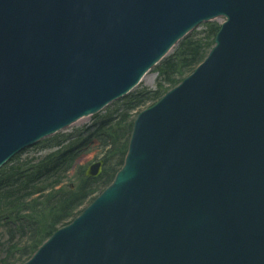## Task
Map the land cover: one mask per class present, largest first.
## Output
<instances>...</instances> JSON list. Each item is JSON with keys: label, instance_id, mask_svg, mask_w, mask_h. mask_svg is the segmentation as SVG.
Segmentation results:
<instances>
[{"label": "water", "instance_id": "1", "mask_svg": "<svg viewBox=\"0 0 264 264\" xmlns=\"http://www.w3.org/2000/svg\"><path fill=\"white\" fill-rule=\"evenodd\" d=\"M220 17L204 62L136 116L112 184L25 264H264V0H0V169Z\"/></svg>", "mask_w": 264, "mask_h": 264}, {"label": "trees", "instance_id": "2", "mask_svg": "<svg viewBox=\"0 0 264 264\" xmlns=\"http://www.w3.org/2000/svg\"><path fill=\"white\" fill-rule=\"evenodd\" d=\"M217 31L218 26L206 25L202 32L181 41L155 68L158 81L154 91L129 95L113 115L100 118L95 132L87 136L88 141L96 138L100 143L103 174L97 178L87 179L82 168L75 167L82 154L80 147L46 156L38 166L27 162L22 168L11 164L0 170V230L4 231L0 264H24L58 228L72 221L112 182L123 164L139 109L153 105L197 67L213 46ZM72 171L75 184L68 187L65 184Z\"/></svg>", "mask_w": 264, "mask_h": 264}, {"label": "rangeland", "instance_id": "3", "mask_svg": "<svg viewBox=\"0 0 264 264\" xmlns=\"http://www.w3.org/2000/svg\"><path fill=\"white\" fill-rule=\"evenodd\" d=\"M224 20L221 21H214L213 23H202L196 30L192 33H200L205 29L206 25L214 24L219 26ZM190 36V35H189ZM187 36V37H189ZM185 37L184 39H186ZM184 39L180 40L176 46L183 41ZM175 46V47H176ZM157 73L155 72V68L152 69L150 73L145 76V80L141 82L137 87L133 89L130 93L131 95H138L140 93L147 94L148 92H152L156 89L157 84ZM123 100V99H122ZM122 100H117L109 104L107 107L102 109L97 115L93 117H87L81 119L80 121L76 122L75 124L67 127L66 129L59 131L56 135L48 137L44 140H41L38 144L28 148L26 151L21 152L19 155L14 156L10 162L5 164L2 168H7L12 165H17L16 167L22 168V164L27 162H31V164H36L38 166L39 161L43 160L46 156H54L58 153H61L70 147H80L79 150L82 152L80 156L76 159L75 167L82 168L83 172H85L91 165L97 163L101 160V148L100 143L96 138H91L92 140L88 141L87 136L92 132H95L97 126L99 124L100 118H107L109 115H113V112L120 109ZM150 104L145 105L144 107L140 108L139 111H142L149 107ZM102 119V120H105ZM56 137V138H54ZM51 138L53 141L45 142ZM67 139V141L65 140ZM69 139V140H68ZM61 145L60 147H55V145ZM54 145V146H53ZM50 146V147H47ZM26 168V167H25ZM103 174V166L100 171V176ZM97 176V177H98ZM95 177V178H97ZM68 182H66V186L73 187L75 181L73 179V171L68 175ZM94 179V178H93ZM88 203L85 205V207ZM4 238V231L0 230V239Z\"/></svg>", "mask_w": 264, "mask_h": 264}, {"label": "bare ground", "instance_id": "4", "mask_svg": "<svg viewBox=\"0 0 264 264\" xmlns=\"http://www.w3.org/2000/svg\"><path fill=\"white\" fill-rule=\"evenodd\" d=\"M221 20H222L221 18H218V19H217V21H221ZM148 73H150V72H148ZM148 73H147V74H148ZM144 80H145V77L142 78L141 82H143Z\"/></svg>", "mask_w": 264, "mask_h": 264}]
</instances>
